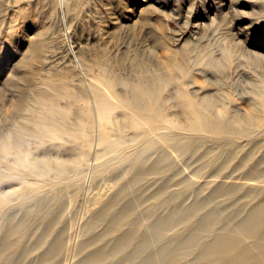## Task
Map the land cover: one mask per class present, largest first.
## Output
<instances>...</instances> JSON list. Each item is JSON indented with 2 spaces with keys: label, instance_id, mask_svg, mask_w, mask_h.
<instances>
[{
  "label": "rangeland",
  "instance_id": "374dc122",
  "mask_svg": "<svg viewBox=\"0 0 264 264\" xmlns=\"http://www.w3.org/2000/svg\"><path fill=\"white\" fill-rule=\"evenodd\" d=\"M153 72L175 74L165 88L174 119L182 120L180 94L208 96L225 118L251 120L248 131L103 125L94 87L118 102ZM106 74L118 80L112 88ZM263 81L264 0H0V140L30 125L57 91L77 96L61 93L55 104L73 128L83 124L76 139L58 142L61 151L30 138L21 145L29 159L61 162L62 174L52 167L34 176L14 153L0 160V190L11 198L0 209V239L9 224L22 250L44 238L24 264L46 252L42 264H82L98 250L107 257L100 264H264V223L256 234L244 230L251 211L264 209ZM175 132L173 145L164 135ZM119 138L114 151L105 148ZM126 231L131 243L108 254ZM226 233L235 253L210 254Z\"/></svg>",
  "mask_w": 264,
  "mask_h": 264
},
{
  "label": "bare ground",
  "instance_id": "6f19581e",
  "mask_svg": "<svg viewBox=\"0 0 264 264\" xmlns=\"http://www.w3.org/2000/svg\"><path fill=\"white\" fill-rule=\"evenodd\" d=\"M211 63L214 66L215 62ZM106 76L105 80L107 85L112 88L118 80L113 76H108V74H106ZM174 78L175 74L164 75L160 72L142 73L136 83L128 85L130 90L129 94L118 102L110 100L101 89L95 86L93 94L96 111L101 123L103 125L110 124L114 126L115 122L119 120L120 123L123 124H121L120 128L131 129L135 132L142 121H145L147 125L162 122L167 128L173 131L182 129L183 124H185L184 128L188 129L190 132L204 131L216 135L227 134L230 130H237L240 132L248 131L251 120L241 119L236 112L231 113L225 118L223 114L226 113V111H220L218 114V112L215 111L216 108L213 100L208 96L202 101L193 102L186 95L180 94L178 99L182 120L174 119L173 115L169 113V111L173 112L170 96L165 93V88ZM262 86L264 87V81ZM61 93H65V96L68 97L70 101H75L77 99L75 94L67 91H57L46 94L43 97V103L41 104L39 114L37 116L35 115L36 118L32 117L30 119V125H20L16 131L0 140V160H6L11 153H14L18 164L27 169L28 172L32 173L34 176L44 175L46 172L50 171L52 167H54L56 173H63L64 166L61 162L52 164L47 157L40 160L29 159L28 155L23 153L21 149L23 142L30 138L35 145L42 147L46 153L57 145H60L58 146V150L61 151L63 144L58 143L59 141L77 138L76 131L79 126L82 127V121L77 123V128L71 126L67 118V111L58 108L55 104ZM262 97L264 98V96ZM45 102H48V104ZM123 106L132 108L134 113L122 109L124 108ZM80 113L82 118L87 116L86 110ZM249 117V119L255 118L253 115ZM258 122H260V120H258L257 123ZM176 133L178 132L164 135V139L176 145L178 144ZM102 141H104V139H102ZM120 141L121 138H119L117 142L109 143L106 141L105 148L112 152L119 146ZM145 144H147V147H153L155 142L151 139ZM77 155L78 151H73L71 156L76 158ZM123 160L124 158H121V161ZM108 168H110V166L105 163L99 167V170H107ZM4 175L5 174L0 171V182L1 179L6 177ZM30 192L32 193V191ZM26 193H28V191L24 192V194ZM10 199L9 196L0 190V209L8 207L10 205ZM103 217L101 214L99 220ZM246 220L247 224L244 230L250 234H256L264 223V209L257 208L251 211ZM117 223L120 224V222ZM18 229V225L14 227L10 226V224L4 229V237L0 239V264H24V260L27 259L28 255H30L31 252L39 250L43 244L44 238L39 236L34 245L31 246L32 248H30L33 251L26 247L22 250L20 238L15 237V234L19 231ZM226 234L225 237L215 240L214 244L208 247L209 249L207 251L210 252V254L217 253L220 258L224 259L223 257L228 254L235 253L239 244L235 242L228 233ZM133 237L134 232L129 231L118 236L113 246L110 247L108 254L122 251L124 246L131 243ZM18 248H20V250H18ZM46 253H42V255L40 254L38 256V262L35 263L34 260V262L30 261L27 264H42L45 256H47ZM102 254L103 252L98 250L93 257L86 259L82 264H100L101 261L107 258L102 257ZM234 259V261L238 263H240V261L246 262L247 260L241 258V256H237V258ZM124 260L133 261L134 258H125Z\"/></svg>",
  "mask_w": 264,
  "mask_h": 264
}]
</instances>
